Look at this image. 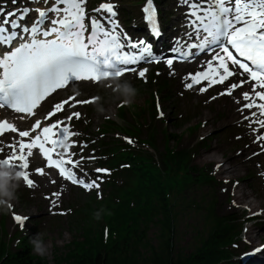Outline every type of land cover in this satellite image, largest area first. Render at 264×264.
Instances as JSON below:
<instances>
[{"label":"snow or ice","instance_id":"obj_1","mask_svg":"<svg viewBox=\"0 0 264 264\" xmlns=\"http://www.w3.org/2000/svg\"><path fill=\"white\" fill-rule=\"evenodd\" d=\"M43 2L49 4V0ZM184 3L188 7V23L192 27L190 41L184 45L188 50L179 51L176 57L166 59V64L172 67L174 59L187 60L205 52L211 53L203 71L185 77L191 81L185 84L188 89L202 81H208L206 87L199 89L202 93L213 85H223L229 78L236 76L237 71H233L230 65L238 69L239 75L247 74V80L230 84L219 95L231 96L236 89L250 81L254 82L251 93L244 91L242 101L237 99L235 102L240 105L238 110L242 114L245 110H250L243 119L249 122V128L253 132L259 133L264 129V0H184ZM85 4L86 0H54L46 9L25 8L19 15V21L12 18V13H8L0 21V108H10L16 113L32 116L42 101L57 90L64 89L70 82H95L111 76L121 77L126 72L136 71L130 66L157 60L151 47L144 41L132 42L129 37L118 32L114 19L116 5L112 3H101L93 10L105 15L90 19V32L85 36L88 31ZM32 11L38 14L36 20L31 25H23L21 22ZM143 12L152 32L159 36L153 0H146ZM46 23L49 24L47 28L44 27ZM147 71L148 69L140 70L138 76L145 78ZM72 99L74 98L70 97L56 103L47 112L45 119L50 120L64 111L65 105ZM90 102L92 100L79 103ZM252 109L257 111H251ZM80 116L79 112H72L67 117V122L57 120L43 127L41 120H36L31 126V132L39 130V133L25 142L23 138L29 137L30 131H19V151L17 152L16 145H7L12 149L11 155L0 159V163L17 169H28V158L38 148L47 161V166L58 169L62 178L85 190L99 189L98 181L102 180L101 176L97 180L86 182L85 178L78 179L73 170L80 162L72 159L73 154L69 149L73 145L67 141L70 137L79 135L71 130L70 122L73 117L80 119ZM254 124L259 127L253 128ZM8 130L17 132L13 124L0 122V135ZM128 142L132 143L131 140ZM254 142L264 151V134H258ZM80 147L86 148L87 144H81ZM59 148H63V152L57 151ZM2 151L0 149V154ZM54 156L59 158H53ZM13 161L19 163L14 164ZM95 171L108 172L107 169ZM36 172L42 175L43 169L38 168ZM22 175L26 185L32 187L34 182L28 172L22 171ZM60 194L52 193L54 197ZM52 203L55 204V201ZM259 214L261 213H257ZM14 219L21 226L26 220L20 215H15ZM107 234L105 229V237Z\"/></svg>","mask_w":264,"mask_h":264},{"label":"rangeland","instance_id":"obj_2","mask_svg":"<svg viewBox=\"0 0 264 264\" xmlns=\"http://www.w3.org/2000/svg\"><path fill=\"white\" fill-rule=\"evenodd\" d=\"M29 1L31 2V0H24L25 5H30ZM102 1L115 2L113 4L116 5L118 10L117 20L120 26L118 31H122V34L129 37L134 33L140 34L138 27L140 24V7L143 3L141 0H86L85 6L91 12L89 13L88 11L89 16L86 18V23L90 21L91 16L98 15L93 10ZM53 2L54 0H49V4L46 6ZM157 2L161 8L162 18H166L164 29L167 32H173V39L182 38L180 27L184 22H188L189 19L188 15H185L188 7L185 5L184 0H157ZM100 14L102 16L105 15L104 13ZM189 28L190 25L186 26L185 30ZM149 63L147 66L152 70L155 67L154 63ZM156 64H158L156 66L160 69L155 73L157 82L153 84L149 82L147 74L141 80H137L138 78L134 75L122 77V79L127 78V81L137 90V94L130 105H124L121 102V97L114 93L111 87L104 86L108 81H103L99 84L80 82L71 85L63 93L61 92L57 98L48 100L42 113L52 108L56 102L60 103L59 101L62 102V100L68 99L69 96H74L76 93L73 88L74 86L78 87L79 94H76L77 98L71 100L66 106L68 110L74 104L78 108L77 112L81 114L80 119L74 117V122H70V126L73 127H71V130L79 133V135L72 136L67 141V143L73 145L69 151L72 154L74 153L76 157L88 153L89 146L81 149L80 145L84 144L83 139L86 138V134L94 133L105 118L116 120L120 125H125L126 123L136 125L143 133H146L148 128L151 127L157 133L155 137L158 138V147L160 149L163 147L164 131L169 132L173 138L169 141L170 146L176 145L185 149L195 146L196 151L193 163L198 166H204L208 173L214 174L217 178L216 210L218 213H244L245 208H247L244 205L245 202H239L235 199L230 187H240L250 195L249 199H254V194L257 191H264V152L261 151L260 145L254 142L257 134L249 128V122L243 119L245 114L236 117L234 121L224 126H217L216 123L218 121H216L214 124H208L205 127L203 120L207 117L217 119L221 117L225 105L237 98L242 88H245L247 84L235 90L231 96L219 95V93L225 91L230 84L235 83V79L233 81L228 80L223 85H213L202 93L199 89L206 87L208 81L194 85L191 89L185 87L186 83L191 82L186 80L185 77L198 71L193 65L174 64L169 67L162 61ZM122 79L120 78L121 81ZM163 80L169 83V88L161 89ZM237 80L240 81L241 79L237 78ZM89 97H91V100L93 99L92 102L87 104L79 103ZM96 97H100L98 103L103 107V112L97 111ZM212 97H215V99H212ZM150 99L155 104V116L152 105L147 104ZM121 104L126 107L125 121L119 120L116 115L118 106ZM188 118L190 119L189 122L186 121ZM65 121L67 122V118ZM30 123L31 121H28L24 126H29ZM196 123V127H193ZM252 127L255 128V124ZM12 136L6 135L0 138V149L3 150L2 154H0V159L7 158L11 154L12 149L10 147L5 149V146L13 143ZM252 144L255 146L252 147ZM213 145L219 147V151L215 154L218 160H225L234 155L235 149L244 150L246 154L244 167L239 165L238 169L232 172L233 179L229 182L216 172V167L219 165L216 162L219 161L209 162L200 159L201 153L207 150L208 146ZM36 166H42V163H38ZM35 167H30L29 172L31 173L29 177L34 182L33 186L28 187L22 180L21 186L17 189V199L12 201L14 205L9 211L0 212V218L1 216L5 217L4 229L7 231V237L21 231L33 235L32 239L39 234V238L47 245L48 251L46 255H36L41 257L47 264H57V251L65 253L67 251L66 246L70 244L69 242L72 239L82 237V228H90L92 226L90 222H100L101 217L100 219L95 218L94 214L97 212L96 203L93 204L95 213L84 208L85 203L90 201L88 192L91 190L80 191L78 187L56 179L55 175L47 176L44 175L45 172L41 175L36 172ZM88 168L91 169V167H87L86 170L90 174V178H93V171ZM99 190L100 187L99 189L94 188L95 192H99ZM54 192L61 194L54 197L52 195ZM52 201H55V204ZM259 202L263 204L261 207L253 210L248 209V212L254 213V211L261 210V215H264V196L259 198ZM79 209H84L86 213H80ZM13 213L26 215L29 220L23 226L15 224L12 217ZM259 217L262 218L261 224L264 225V216ZM255 224L256 227L251 235L252 238H255L252 242L253 245L264 240V226H258V223ZM245 226L249 227L251 225L245 223ZM199 229H203V227L201 219L197 215L192 213L181 215L178 218L176 228L178 232L176 246L188 252ZM97 230V234H93L92 237L96 235L101 237L103 235L100 223H97ZM85 234L88 235V233ZM148 236L152 244L156 243L157 237L153 227L149 230ZM13 244L12 237L9 241L10 248ZM61 253L58 255H63Z\"/></svg>","mask_w":264,"mask_h":264},{"label":"trees","instance_id":"obj_3","mask_svg":"<svg viewBox=\"0 0 264 264\" xmlns=\"http://www.w3.org/2000/svg\"><path fill=\"white\" fill-rule=\"evenodd\" d=\"M112 127L117 125L107 126L106 130ZM164 138L165 147L159 161L147 151L121 150L123 148L115 147L114 140L101 139L100 146L109 144L113 147L109 163L103 162L112 168L107 179L109 188L115 197L117 192L121 199H126L115 206L113 214L110 211L105 214L113 225L110 230L112 233L117 230L119 238L114 237L105 244L102 236L92 237L97 234V222H90L92 226L82 228V239L73 240L63 258L56 255L57 264H217L227 256V246L237 225L232 223L233 218L216 213L215 195L209 196L204 209L194 208L195 204L191 206L193 201L192 197L189 199V192L196 190L195 185L197 188L204 182L206 185L207 180L203 179L201 170L191 164L190 151L169 147L167 135ZM151 140L154 144L153 135ZM119 163H127V166L119 167ZM117 179H121V184H116ZM178 204L185 210L203 212L204 231L196 233L188 252L176 246L178 232L174 210ZM152 227L157 237L154 244L148 236ZM21 238L22 249L12 253L0 240V264H47L32 254V244Z\"/></svg>","mask_w":264,"mask_h":264},{"label":"bare ground","instance_id":"obj_4","mask_svg":"<svg viewBox=\"0 0 264 264\" xmlns=\"http://www.w3.org/2000/svg\"><path fill=\"white\" fill-rule=\"evenodd\" d=\"M164 39V38H163ZM244 91H249V87H245ZM243 91V92H244ZM237 99H240L242 101V93H240V96L233 99L229 104H226L224 109L222 110V115L221 117L214 118V117H207L203 120V125L206 127L208 124L212 125L216 121L217 126H224L226 124H229L230 122L234 121L236 117H240L242 113L238 110L240 105H238L235 101ZM248 110H245V113ZM16 121V119H14ZM255 146L252 144V147ZM219 151V147L217 145L213 146H208V149L205 150L203 153L200 155V159L205 160V161H219L216 163H219V167H216V172L225 177L226 181H231L233 179L232 172L236 171L238 169V166L244 167V163L246 161V154L244 153V150H234V155L230 156L229 158L225 160H218L215 156V154ZM238 161V163H236ZM52 171V169H50ZM225 190V189H224ZM230 190L233 191V194L235 196V199H237L239 202H245L244 205L247 207V209L253 210V209H258L261 207L263 204L259 202V198L264 196V191H257L254 194V199H249V194L244 192L243 189L240 187L236 186L234 188L230 187ZM251 225L250 227H247L245 230V234L249 235V239L253 241L255 238H252L251 235L255 229V226ZM261 226V225H258ZM254 237V236H253ZM257 264H264V251L261 255H258L256 257Z\"/></svg>","mask_w":264,"mask_h":264},{"label":"clouds","instance_id":"obj_5","mask_svg":"<svg viewBox=\"0 0 264 264\" xmlns=\"http://www.w3.org/2000/svg\"><path fill=\"white\" fill-rule=\"evenodd\" d=\"M104 86L111 87L112 91L121 97L124 105H130L137 94V90L128 81H121L117 76L108 77V82ZM73 91L79 94L78 87L74 86ZM95 100L97 111L103 112V107L98 103L100 97H96ZM22 180V170L0 163V212H7L11 209L12 201L17 199V189L21 186ZM94 215L96 219H100L99 211ZM106 240L107 237H105ZM31 243L35 254L40 256L47 254V245L39 238V234L32 239Z\"/></svg>","mask_w":264,"mask_h":264}]
</instances>
